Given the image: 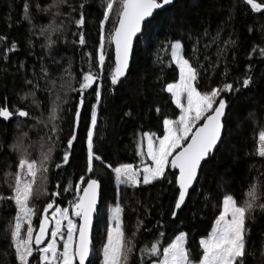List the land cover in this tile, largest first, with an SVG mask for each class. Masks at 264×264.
I'll return each instance as SVG.
<instances>
[{
	"label": "trees",
	"instance_id": "1",
	"mask_svg": "<svg viewBox=\"0 0 264 264\" xmlns=\"http://www.w3.org/2000/svg\"><path fill=\"white\" fill-rule=\"evenodd\" d=\"M257 1L261 2V0ZM36 2L37 0H0V35L7 37L6 43L15 41L18 44V50L8 53L6 61L0 59V106L6 105L10 109L27 108L33 115L38 117L43 115L45 118L51 113L52 106L59 107V115L63 118V122L56 121L62 131L59 133V141L55 143L54 163H62L67 139L75 131L77 139L71 149L69 164L60 169L53 167L50 170L49 188L53 190V185L57 181L60 182L61 187H64L68 180L75 184L78 182V177L85 175L86 137L90 130L91 105L96 102L95 96L91 94L92 90L84 93L85 105L81 110L80 124L74 130V112L77 110L79 93L68 90L66 86L62 88L61 84L68 79L63 70L71 61L72 72L76 76L73 87H79V69L83 66L87 70V65H82L81 61L83 52H92L95 65L102 9L99 7L100 0H68V3L74 7L86 3L84 8L86 45L81 48L73 43V40H78V37L73 35L77 29L68 17L70 9L62 6V15L56 17L55 23L64 25L63 35L58 31L53 36L58 42L50 50L46 46H41L46 45L47 41L39 35L38 29L51 23L52 17L37 12L34 7ZM38 2L42 7H47L53 0H38ZM25 3L29 5L32 24L36 26L35 35L31 30L32 25L23 19ZM234 4L236 12L233 18L229 19L230 9ZM72 16L78 18L75 12ZM114 19V16L110 18L106 32L111 29ZM262 23L264 18L260 14L251 12L249 6L244 5L242 0H175L173 6L158 11L152 23L145 25L143 35L138 37L135 44L131 69L122 79V83L115 86L114 92L110 91L112 86L108 78L109 69L114 66V48L113 45L109 47L106 43L105 79L94 136V151L113 167L122 163L141 166L136 149L139 134L154 132L157 136H162L163 119H176L179 115V109L172 102L171 95L163 90L166 84L175 82L179 78V69L171 62L169 41L181 40L185 46V55L189 56L188 50L192 47V41L188 36H200L197 54L199 63L204 65L202 73L206 70V75L211 78V86L215 87L221 80L220 69L213 70L211 66V61L217 59V44L205 49L203 45L209 42V37H203L202 34L207 29L210 35H215L219 26L222 29V40H227L231 36L238 43L235 49L228 52L229 60L235 55L237 61V65L232 67L229 82H232V76L242 78L246 65L254 63L252 75L256 83L251 89L224 94L229 108L224 122L223 142L214 156L203 164L194 190L190 191L187 207L182 214H178L176 220L169 215L177 192L174 185L156 183L141 185L137 189L122 187L117 190L112 171L98 161H94L97 169L96 178L101 181L102 191L101 204L93 229L94 253L91 257L93 264H101L102 259L95 256L99 255L102 244L106 242L105 234L100 228L97 230L99 222L103 220L102 207L107 201L115 204L116 194L120 205L124 208L123 219L127 233L133 231L137 216L144 221L145 228H142L136 237L137 247L142 246V242L151 239L153 235L146 233L145 229L154 228L156 221L161 220L166 232L165 246L168 237L178 235L181 230L187 232L192 258L198 260L201 256L198 242L211 231L214 220L219 214L223 196L232 194L240 201L242 193L246 192L250 182L264 183V158L255 155L256 136L258 131L264 128V76H261V73H264V60L257 57H253L252 61L247 59V54L254 44L264 46L260 32ZM249 27H252V32L248 31ZM65 39L67 43L64 42ZM5 51L6 44H0V55ZM50 51L51 55H49ZM205 56L208 57L207 60L204 59ZM42 64L48 67L50 75L48 80L42 77L39 79L36 98L40 102V107L36 108L31 105V97L27 102H22L19 97L32 90L33 86L25 81L40 77ZM221 67H223L222 63ZM61 76H64L63 80L60 79ZM51 80H56L55 87L50 83ZM200 86L203 90L205 86L203 79L200 81ZM235 86L239 87V83ZM156 108L160 109L159 113L156 112ZM128 111L132 112V116L124 115ZM33 123L34 121L29 120L18 129L14 122L0 121V195H11L5 174L17 170L19 154L13 151L12 145L21 133H28L27 139L23 141V145L27 146L26 150L30 152L33 149L31 155L38 156L36 147L39 146L45 130L33 128ZM249 153L252 155H248ZM252 165H255V168H252ZM172 171L176 172V170ZM71 198V195L58 198L57 203L67 207V200ZM46 203V200L36 203L38 212L33 221L35 228L41 215L39 210ZM146 208L150 210V215H145ZM15 213L16 209L12 202H0V264H18L13 255L14 249L9 246L7 239L9 223ZM253 217L254 219L247 221V227L251 231L247 237L246 264H264V212L257 209ZM137 256L138 252L132 258L133 264Z\"/></svg>",
	"mask_w": 264,
	"mask_h": 264
},
{
	"label": "snow or ice",
	"instance_id": "2",
	"mask_svg": "<svg viewBox=\"0 0 264 264\" xmlns=\"http://www.w3.org/2000/svg\"><path fill=\"white\" fill-rule=\"evenodd\" d=\"M174 2L175 0H100L102 19L99 23V45L95 65L92 52H83L81 61L82 65H87V70L83 66L79 69V87H73L76 76L72 72L71 61L63 70L68 79L61 84L62 88L66 86L68 90L79 93L77 110L74 112V130L80 124L81 110L85 105L84 93L92 90L91 94H94L96 101L94 105H91L90 130L86 137L85 175L78 177L77 183L74 184L68 180L66 185L61 187L60 182L57 181L53 185V190L49 188L50 170L53 167L60 169L69 164L71 149L77 139L73 131L67 139L62 163H54V147L62 131L60 124L56 121L63 122V118L59 115V107L54 106L45 118L43 115L39 117L33 115L27 108L10 109L6 105L0 106V121L14 122L15 127L19 129L31 120L34 121L33 128L45 130L40 138L38 158H33L23 145L28 133L23 132L17 137L12 145L13 151L19 150L17 170L5 174L11 195H0V202H12L16 209L15 216L9 223L7 239L9 246L14 249L13 255L18 264H33V261L35 264H93L92 226L94 217L98 215L97 205L101 192V181L96 178L97 169L94 161H98L112 171L117 188L124 185L127 188L137 189L141 185L156 183L174 185L177 192L169 213L173 220H176L178 214H182L187 207L186 201L189 200L190 189H193L202 171V162L206 164L209 158L214 156L218 145L222 143L225 130L223 118L228 107L224 94L251 89L256 83L252 75L254 63L246 65L242 78L232 76V82H229L232 67L237 65V61L235 55L229 60L228 52L235 49L238 43L231 36L227 40H222V29L219 26L215 35H210L207 29L202 34L203 37H209V42L203 45L205 49L212 44H217V59L211 61V66L213 70L220 69L221 80L215 87L211 86V78L206 75V70L202 73L204 65L199 63L197 54L201 37L188 36V39L192 41V47L188 50L189 56L185 55V46L181 40L169 41L171 62L179 69V79L177 82L166 84L163 90L171 95L172 102L179 109V115L176 119H163L162 136H157L154 132L139 134L136 149L141 166L122 163L113 167L111 163H106L97 151H94V136L105 79L106 43L109 47L114 45V66L109 69L108 75L112 86L110 91L114 92L115 86L121 84L122 79L127 75L134 40L139 35H143L145 25L152 23L157 10H166V6H173ZM242 3L249 6L251 12L260 14L264 18V0L261 2L242 0ZM62 6L70 9L68 17L77 29L73 35L77 36L78 40H73V43L83 48L86 45L84 35L86 3L74 7L68 3V0H53L47 7H42L38 0L35 3L37 12L49 14L52 17L51 23L40 26L38 29L39 35L47 41L46 45L41 46L51 50L58 42L53 39V36L58 31L63 35L64 25L55 23L56 17L62 15ZM73 12L78 18L72 16ZM235 12L234 4L230 9L229 19L233 18ZM113 16L115 17L113 25L106 32V26ZM23 19L32 25L31 30L35 35L36 26L32 24L27 3L24 4ZM248 31L252 32V27H249ZM260 32L261 39L264 40V23L260 25ZM6 42L7 37L0 35V44H6V51L0 55V59L5 61L8 53L18 50V44L15 41ZM64 42L67 43V40L65 39ZM29 44L31 45V39ZM253 57L264 60V46L254 44L247 54V59L252 61ZM204 59L207 60L208 57L205 56ZM40 73L41 76L35 77V80L26 79L25 82L33 86L32 90L19 97L22 102H27L31 97V105L36 108L40 107V102L36 98L39 79L42 77L48 80L50 75L48 67L43 64ZM261 76H264V73H261ZM60 79L63 80L64 76ZM202 79L205 81L203 90L200 86ZM50 83L55 87L56 80H51ZM236 83H239V87L235 86ZM156 112L159 113L160 109L156 108ZM124 115L130 117L132 112L128 111ZM256 140L255 155L264 158V128L258 131ZM46 144L47 148H45ZM252 168H255V165H252ZM68 195L72 197L67 200L68 206H60L57 199L66 198ZM41 200H46L47 203L39 210L41 215L37 230L33 226V221L38 212L36 203ZM257 209L264 212V183L250 182L246 192L242 193L240 201L232 194H225L211 231L198 242L201 256L195 260L188 247L189 233L187 232L181 230L178 235L168 237L165 246L166 232L161 220L156 221L154 228L145 229L146 233L153 235L151 239L144 240L142 246L137 247L136 237L141 229L145 228L144 221L137 216L133 231L130 234L127 233L123 219L124 208L117 203L110 209L106 242L100 249L101 264H133L132 258L137 252L135 264H246L247 237L251 231L247 227V221L254 219L253 214ZM145 215H150V210L147 208ZM46 240L48 243L41 247Z\"/></svg>",
	"mask_w": 264,
	"mask_h": 264
},
{
	"label": "rangeland",
	"instance_id": "3",
	"mask_svg": "<svg viewBox=\"0 0 264 264\" xmlns=\"http://www.w3.org/2000/svg\"><path fill=\"white\" fill-rule=\"evenodd\" d=\"M179 79V78H178ZM178 81V80H177ZM177 81H175V82H177ZM173 83V82H172ZM52 109H53V106H52ZM52 111V110H51ZM178 118V117H177ZM194 130V129H193ZM25 147V149H27V146H24ZM145 147H146V142H145ZM36 149H37V152H38V156H32L31 155V153H33L32 152V150L29 152L30 153V155L33 157V158H38L39 157V155H40V147L38 146V147H36ZM17 152H18V154H19V150H17ZM122 187H126V186H124V185H121L119 188H117V190L118 189H121ZM115 204L114 203H111V202H109V201H107V202H105L104 203V205H103V207H102V213H101V216H102V218H103V220L101 221V222H99V225H98V228H97V230L100 228L101 229V231L105 234V236H106V230H107V228H108V226H109V224H110V209L112 208V207H114L117 203H119V200H118V196H117V194H116V197H115ZM120 204V203H119ZM100 216V217H101ZM39 224V223H38ZM37 230H38V226H37ZM50 231H51V229H50ZM47 243H48V241H47ZM47 243H45L44 245H41V247H43V246H45ZM101 258L102 259V256H101V254L99 253V255L97 254L96 256H95V258Z\"/></svg>",
	"mask_w": 264,
	"mask_h": 264
},
{
	"label": "water",
	"instance_id": "4",
	"mask_svg": "<svg viewBox=\"0 0 264 264\" xmlns=\"http://www.w3.org/2000/svg\"><path fill=\"white\" fill-rule=\"evenodd\" d=\"M257 2H259V1H257ZM168 6H166V8H167ZM158 11H161V10H157V12ZM157 14V13H156ZM156 14H154V16L156 15ZM139 36H141V35H139ZM138 36V37H139ZM138 39V38H137ZM137 39L136 40H134V42H133V50H132V55H131V58H130V62H129V68H128V72H127V74L129 73V71H130V69H131V64H132V58H133V53H134V48H135V44H136V41H137ZM113 48H114V45H113ZM228 104V103H227ZM228 108H229V105H228V107L226 108V110H225V116H224V118H223V121L225 122V119H226V115H227V111H228ZM201 123H203V121L201 122ZM193 131H195V129L193 130ZM225 131V130H224ZM223 139H224V133H223V136H222V142H223ZM222 144V143H221ZM221 144L220 145H218V148H217V150L219 149V147L221 146ZM216 150V151H217ZM177 151H179V149L177 150ZM216 151H215V153H216ZM214 153V154H215ZM210 159V158H209ZM203 162H202V166H203ZM199 176H200V174H199ZM199 176H198V178H199ZM197 183V182H196ZM196 183L193 185V188L195 187V185H196ZM193 189H190V191H192ZM101 191H102V185H101ZM186 203H187V201H186ZM100 204H101V192H100V199H99V202H98V205H97V209L99 210V207H100ZM95 221H96V216L94 217V220H93V226H92V238H93V229H94V225H95ZM45 243H47V240L44 242V244Z\"/></svg>",
	"mask_w": 264,
	"mask_h": 264
}]
</instances>
